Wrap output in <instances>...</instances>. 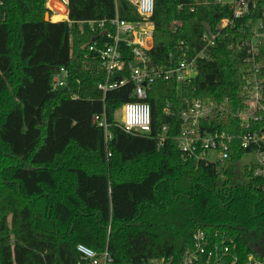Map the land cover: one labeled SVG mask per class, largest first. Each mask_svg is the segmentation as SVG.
<instances>
[{"label":"trees","instance_id":"trees-1","mask_svg":"<svg viewBox=\"0 0 264 264\" xmlns=\"http://www.w3.org/2000/svg\"><path fill=\"white\" fill-rule=\"evenodd\" d=\"M47 1L0 0V264H79V244L99 253L107 247L115 264L170 256L179 264L200 229L227 233L244 261L250 253L264 257V181L236 165L254 148L243 149L238 139L248 132L239 118L248 64L237 47L238 27L220 25L232 17L230 9L212 0H155L151 62L178 65L182 42L194 57L207 45V33L217 35L207 49L211 57L198 61L191 84L153 85L150 135L113 126L106 143L93 117L105 108L113 122L132 100L134 85L105 96L98 88L108 75L99 54L89 51L91 41L103 37L90 22L115 17L116 3L68 0V20L52 22L45 20ZM117 7L121 19L141 20L128 0ZM129 50L120 44L124 60L133 59ZM61 68L69 85L54 90ZM128 77L127 69L116 72L109 83ZM186 98L228 99L226 121L206 126L238 136L225 172L182 158L176 138ZM255 126L264 128V113Z\"/></svg>","mask_w":264,"mask_h":264},{"label":"built area","instance_id":"built-area-1","mask_svg":"<svg viewBox=\"0 0 264 264\" xmlns=\"http://www.w3.org/2000/svg\"><path fill=\"white\" fill-rule=\"evenodd\" d=\"M116 3V15L112 19L92 21L91 26L97 25L102 31L94 38L89 46L90 52L99 54L100 65L107 72L106 83L100 84L99 89L104 96L108 91L118 89L131 82L134 85L132 100L123 104L115 112L113 122H110L103 112L93 117V123L104 131L108 143L113 134L111 128L119 127L124 131L137 135L152 133V110L148 101L153 85L159 81H175L179 85L191 84L199 75L197 63L209 59L207 50L215 45L216 34H204L206 46L197 55L189 58L188 49L181 43L182 59L172 68L151 65L148 51L154 43L155 25L151 20L154 13L155 0H128L134 5L141 20L127 21L120 18ZM207 2V0H205ZM204 1V2H205ZM59 8L50 7L54 14H68V0H60ZM215 4L230 9L232 17L222 19L221 28H237L242 35L237 47L245 50V62L248 69L243 74L242 96L245 106L239 113L241 126L248 130L243 136L230 135L226 130H207L206 126L216 122L226 121L230 115L228 99L223 102L202 98H186V109L181 113V131L177 136L178 148L184 160L204 161L217 165L220 173L225 172L231 164V151L235 139H239L243 149L254 148L250 154L253 160L245 166L253 175L264 181V128L255 125L262 119L264 113V0H212ZM202 2L197 1L196 4ZM60 8L65 11L61 12ZM68 16L65 18L66 20ZM64 20V19H62ZM99 41V42H98ZM126 43L130 48L133 59H123L120 44ZM129 70V77L120 82L109 83V78L116 72ZM70 74L66 68H61L52 79L54 90L66 88L69 85ZM122 112L121 121L116 119V113ZM168 112V108L165 109ZM167 126L158 134L160 143L166 138ZM211 153V157L209 154ZM111 156V153H109ZM214 157L215 159H212ZM264 192V184H263ZM77 251L81 257L79 264H115L108 248L99 253L94 249L79 244ZM145 264H177L173 256L150 260ZM179 264H264V257L250 253L244 261L239 253L237 243L225 232L207 233L197 230L193 235L190 249L183 254Z\"/></svg>","mask_w":264,"mask_h":264},{"label":"rangeland","instance_id":"rangeland-1","mask_svg":"<svg viewBox=\"0 0 264 264\" xmlns=\"http://www.w3.org/2000/svg\"><path fill=\"white\" fill-rule=\"evenodd\" d=\"M51 7V6H50ZM60 7V6H59ZM53 8V7H52ZM50 10V9H49ZM49 14H50V20H52V16H53V12H51V10H50V12H48ZM64 20H66V19H64ZM53 21V20H52ZM60 21H62V20H60ZM121 118H122V112L121 111H118L117 113H116V119L118 120V121H121ZM212 155H211V153L209 154V157H211ZM212 159H215L214 157H212ZM253 160V156H251L250 154H247V155H245L244 157H243V159L241 160V161H239V162H237V171L238 170H240L239 172L240 173H244L245 172V170H246V164L247 163H249L250 161H252Z\"/></svg>","mask_w":264,"mask_h":264},{"label":"crops","instance_id":"crops-1","mask_svg":"<svg viewBox=\"0 0 264 264\" xmlns=\"http://www.w3.org/2000/svg\"><path fill=\"white\" fill-rule=\"evenodd\" d=\"M59 4H61V2H60V0H48L47 1V8L48 9H50V6L51 7H56V8H59ZM68 14H69V11H68ZM68 14H67V16H68ZM54 15H57V14H53V16ZM53 16H52V18H53ZM68 19V18H67ZM52 21V20H51ZM63 21V20H62ZM52 22H54V21H52ZM56 22H59V21H56Z\"/></svg>","mask_w":264,"mask_h":264},{"label":"bare ground","instance_id":"bare-ground-1","mask_svg":"<svg viewBox=\"0 0 264 264\" xmlns=\"http://www.w3.org/2000/svg\"><path fill=\"white\" fill-rule=\"evenodd\" d=\"M60 9H61V12H64L65 11L64 8H60ZM66 17H67V15L65 13H60V14L54 15L53 18H52V20L54 22H56V21H60L62 19H65Z\"/></svg>","mask_w":264,"mask_h":264},{"label":"water","instance_id":"water-1","mask_svg":"<svg viewBox=\"0 0 264 264\" xmlns=\"http://www.w3.org/2000/svg\"><path fill=\"white\" fill-rule=\"evenodd\" d=\"M45 20L46 21H51L50 20V14L49 13H46V15H45ZM93 41H91V43H92ZM90 43V44H91ZM90 44H88V45H85L84 47H83V49H86ZM151 65H153V63H151ZM255 252L256 253H260V248H257V249H255Z\"/></svg>","mask_w":264,"mask_h":264}]
</instances>
